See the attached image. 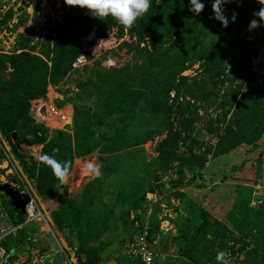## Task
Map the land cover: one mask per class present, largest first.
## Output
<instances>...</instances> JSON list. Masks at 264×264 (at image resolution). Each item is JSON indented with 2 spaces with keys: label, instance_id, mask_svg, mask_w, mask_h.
Returning <instances> with one entry per match:
<instances>
[{
  "label": "trees",
  "instance_id": "16d2710c",
  "mask_svg": "<svg viewBox=\"0 0 264 264\" xmlns=\"http://www.w3.org/2000/svg\"><path fill=\"white\" fill-rule=\"evenodd\" d=\"M241 1L239 5H223L225 13L229 14V21L232 13H237L238 26L232 27L237 28L234 34L220 40L209 31L215 20L212 18V0H201L205 8L199 15L189 10L190 0H151L149 11L130 29L111 16L99 19L86 9L67 6L62 0L61 20L54 22V27L47 31L42 42L34 43V32L27 30L16 35L13 51L6 52L0 48V133L9 143L26 177L33 181L39 197L50 199L61 189L57 208L51 211L50 216L54 226L64 231L63 238L67 244L76 245V264H99L107 259L103 248L108 242L100 238L105 223L102 228L96 227L89 209L92 196L100 190V175L111 169L128 167V160L142 151L137 147L143 146L146 140L164 134L155 147L157 153L152 161L157 167L165 169L177 158L182 168L191 171L192 177L202 176L207 156L194 151V142L198 140L192 135L193 124L198 120V109L194 103L198 88L216 96L219 87H222L218 102L222 127L216 125L211 128L212 119L207 126L208 131L217 132V153L240 152V146L245 145L246 151L255 152L258 158L264 154V150L260 149L261 139H264V74L252 72L250 66H246L237 76L245 45L255 39L251 31L240 36L238 29L249 25L253 13L261 5L257 0ZM40 5L41 2H37L32 18L37 15ZM11 16V11H7L3 22ZM25 20L26 16L20 22ZM114 27L119 36L126 31L129 37L135 38L139 51L137 55L142 58L139 70L131 72L124 66H92L88 77L79 82L76 95L70 97L73 107L72 134L37 122L30 113L31 101L44 98L49 84L57 85L63 81L74 69L73 63L79 56L92 57L84 49L85 44L92 41L82 44L90 32L93 31L97 38H103ZM260 27L264 28V24ZM232 28L216 27L213 32ZM37 49L40 54L34 53ZM230 58L235 64L227 69ZM197 62L204 72L201 78L182 74ZM67 93L64 91L63 94ZM91 94L95 95L93 101H89ZM54 104L61 107L64 101L55 98ZM12 132H17L30 145H40L39 156L55 155L60 162L70 161L71 166L74 157L88 155L97 149L102 163L99 176L83 186L80 201L70 198L68 187L53 174L50 166L41 163L39 157L35 159L26 150L16 147L11 140ZM180 145L187 149L184 156L176 154ZM54 149L59 151L54 153ZM140 163V169L150 170L151 162L144 164L143 159ZM133 169L138 176L129 182L126 194L118 193L116 199L126 195L131 208L137 210L141 203L147 201L146 192L154 191L160 184L150 182L152 174L144 176L146 172L138 174L139 169L135 166ZM152 177L153 180L158 179L157 173ZM201 185H206V182ZM18 191L0 192V202L7 210L10 221L16 225L24 221L27 200ZM153 206L149 214L152 222L150 220L148 225L152 250L159 223ZM124 213V222L129 221L132 226L133 219H129L128 211ZM113 214V211H108L103 221ZM200 215L201 222L184 236L186 243L180 250L187 264L195 263L196 253L201 249L217 244L224 250L223 246L227 243L226 227L211 223L207 210H202ZM142 220L136 228L138 233L143 228ZM35 231L36 226L23 225L16 234L5 237L3 245L9 256L2 263L11 257L15 248L11 245L23 243ZM94 241L97 243L94 244ZM237 241L242 242L241 249H244L246 242L241 238ZM260 259L263 258L260 256ZM261 264L264 262L261 261Z\"/></svg>",
  "mask_w": 264,
  "mask_h": 264
},
{
  "label": "rangeland",
  "instance_id": "374dc122",
  "mask_svg": "<svg viewBox=\"0 0 264 264\" xmlns=\"http://www.w3.org/2000/svg\"><path fill=\"white\" fill-rule=\"evenodd\" d=\"M39 1L41 5L36 11L37 15L32 18ZM48 1L0 0V48L6 52L13 51L16 35L27 30L34 32V43L42 42L47 31L54 27V22L61 20L63 12L62 0H54V7H51ZM241 2V0H233L232 3L239 5ZM7 11H11L12 16L3 22V17ZM225 15L229 18V14L225 13ZM25 16L26 20L20 22ZM244 17L247 18L246 15ZM237 20L234 23L230 21L228 28L238 26ZM216 27L223 29L224 26L219 21L214 20L209 27L210 34H216L220 40L237 31V28H232L214 33ZM238 30L240 36L250 33L249 25ZM251 32H253L255 39L245 45V54L242 56L241 67L237 71V76L244 71L246 66H250L252 72L264 74V28L259 27ZM98 39H103V41L99 42ZM83 40L85 42L92 41L91 44H85L86 47L84 48L92 57L88 59L83 55L79 56L73 63L74 69L67 74L63 81L57 85L49 84L44 98L31 101L30 113L33 118L37 122H43L51 129H62L61 123L56 122L55 117L48 116L47 113H44L46 117L43 118L42 112L38 111L39 106L41 104L52 105L54 99L59 98L64 101L63 106L66 111L70 108L73 110L72 104L69 102L71 101L70 97L76 95L79 82L88 77L92 66L98 64L106 68L124 66L131 72L140 68L138 66L141 64L142 58L137 55L139 51L136 49V40L134 37H129L126 31L119 36L117 28L114 27L103 38H97L92 31ZM34 53L40 54L38 49ZM110 60L114 63H109ZM233 63L235 64L234 60L230 58V63H228L230 66L227 65V69H230ZM202 73L204 72H202L198 62L182 72L184 75H195L198 78L203 76ZM205 88L208 90L206 84ZM219 88L218 91H220L216 96L209 91L198 88V94L194 98V103L198 109V120L193 124L192 132L194 138L198 140L194 142V151L197 154L204 153L207 156L205 166L202 169V176L192 177L191 171L186 167L182 168L177 158L172 160L165 169L157 167L158 165L152 162L157 153L155 147L164 134L156 135L153 139L146 140L142 144L143 146L137 147L139 150L141 148L142 151L140 150L134 155V158L130 157L128 167L111 169L100 175L102 181L100 190L93 193V202L89 206L96 227L102 228L101 225L105 223L100 238L108 242L103 248V254L107 259L99 264H135L133 259L127 257L125 244L127 240L138 233L136 228L141 224L142 219L152 222V218L148 214V202L141 203L137 210H134L131 208V202L126 200V195L122 198L118 196L117 199L116 196L122 192L126 194L130 187L129 182L138 176L133 169L134 166L139 169L138 174L140 171L146 172V170L138 167L141 166L140 162L143 159L144 164L151 162L149 163L151 164L150 170L144 176L148 173L152 174L150 182L160 184V187L154 186V191L145 194L148 197L155 195L157 198L153 211L159 223L155 243L152 245L156 264H187L186 258L180 250L186 243L184 236L191 233L201 222L202 210L209 212L211 223L223 224L226 227L227 243L223 246L224 250L217 244L207 247L206 250L201 249L196 253V261L193 264H221L216 258L217 253L221 251L230 254L229 257H226L230 264H261V261L264 262V154L258 158L255 152H247L245 145L240 146V152L224 155L217 153V132L208 131L207 126L212 119L211 128L216 125L219 128L222 127L219 119L220 108L218 107L222 87ZM64 91L68 93L65 95L63 94ZM189 96L188 94L187 98ZM94 97L95 95L91 94L89 101H93ZM62 130L72 134L73 127H65ZM1 136L6 140L2 134ZM261 140L260 149L264 150V139ZM40 148V145L21 146V150H26L27 154L35 159L39 157ZM186 152L187 149L180 145L176 154L177 156H184L187 154ZM11 153L17 160L12 150ZM99 155L98 150L95 149L88 155L74 157L69 175L63 181L68 187L70 198L80 201L83 186L99 176L89 168L90 165L93 168L98 167L100 173L102 163L98 158ZM144 164L142 165L144 166ZM76 169H79L80 173L74 179ZM154 173L158 175L156 180H153L152 177ZM141 176L143 174L140 175V178L143 179L144 176ZM204 181L206 185L202 186ZM0 186H2L0 187L2 193L10 190L7 183ZM60 194L61 189L52 198L43 199L37 193L40 204L46 210V218L49 223L52 221L50 213L57 208ZM110 210L114 214L108 215L103 221L106 213ZM126 211L129 213V219H133L132 226L131 222H124V212ZM50 225L51 231L47 229L35 231L23 243L11 245V247L15 246L14 251L4 264H63L64 255L60 247L66 246L70 248L71 252V247L75 249L76 245L71 246L70 244L69 246L63 238L65 236L64 231H60L54 224ZM68 237L71 238V234L68 233ZM239 238L246 242L244 249H241L242 242L237 241ZM93 243L96 244L97 241ZM260 256L263 258L262 260Z\"/></svg>",
  "mask_w": 264,
  "mask_h": 264
},
{
  "label": "built area",
  "instance_id": "2783aa9c",
  "mask_svg": "<svg viewBox=\"0 0 264 264\" xmlns=\"http://www.w3.org/2000/svg\"><path fill=\"white\" fill-rule=\"evenodd\" d=\"M44 109H42V107ZM43 118L46 116L55 117L56 122L61 123V128L71 127L73 122V110L70 108L68 111L65 110L64 106L58 107L55 104L47 105L41 104L38 108ZM0 185L7 183L10 189H19L18 193L23 197L27 198L24 204V221L18 225L13 224L9 217L7 210L0 202V264L9 256L6 247L3 245L5 237L8 235L16 234L17 230L23 225L36 226V232L49 230L51 231V225L46 218V210L40 204L39 197L36 193V189L33 185L32 180L28 179L19 166L18 161L11 153L9 143L4 140L0 134ZM2 187V186H0ZM8 191V190H7ZM1 192V190H0ZM2 193V192H1ZM147 197L148 207L150 214L152 206L156 203V196ZM148 225L149 222L144 220L142 231L134 235L131 239L127 240L126 255L128 258L133 259L135 264H154L155 253L151 248V243L148 240ZM65 247V248H64ZM62 246L61 251L64 255L63 264H76L75 249L66 246ZM66 249V250H65Z\"/></svg>",
  "mask_w": 264,
  "mask_h": 264
},
{
  "label": "clouds",
  "instance_id": "9594fccd",
  "mask_svg": "<svg viewBox=\"0 0 264 264\" xmlns=\"http://www.w3.org/2000/svg\"><path fill=\"white\" fill-rule=\"evenodd\" d=\"M65 4L69 7H79L86 9L93 14L96 18H106L111 16L117 20L126 29H130L134 26L136 21L144 16L151 7V0H64ZM233 0H212V11L214 13L213 19L219 21L225 28L229 25V18L225 15V8L223 5L232 3ZM261 5L259 10L253 13V19L249 22V31L255 30L264 23V0H258ZM205 4L201 0H190V11L196 15L203 12ZM237 13L234 11L231 16V22L236 21ZM109 63H114L110 60ZM59 149H54L53 152H58ZM41 163L50 166L53 174L61 181L69 175L71 167L70 161L60 162L55 158V155L41 154L39 156ZM89 168L99 175L98 167ZM230 254L227 252H218L217 261L221 264H230L226 257Z\"/></svg>",
  "mask_w": 264,
  "mask_h": 264
},
{
  "label": "water",
  "instance_id": "95a60500",
  "mask_svg": "<svg viewBox=\"0 0 264 264\" xmlns=\"http://www.w3.org/2000/svg\"><path fill=\"white\" fill-rule=\"evenodd\" d=\"M48 4L51 6V7H54L55 6V1L54 0H49L48 1ZM82 44L84 45L85 44V41L83 40L82 41ZM45 106L42 107V109H44ZM11 140L12 142L16 145L17 148H19L21 150V146L22 145H30V142L27 141V140H23L19 137V135L17 134V132H12L11 133ZM79 169H76L75 172H74V179H76L78 176H79Z\"/></svg>",
  "mask_w": 264,
  "mask_h": 264
},
{
  "label": "bare ground",
  "instance_id": "6f19581e",
  "mask_svg": "<svg viewBox=\"0 0 264 264\" xmlns=\"http://www.w3.org/2000/svg\"><path fill=\"white\" fill-rule=\"evenodd\" d=\"M105 40V39H104ZM99 42L103 41V39H98Z\"/></svg>",
  "mask_w": 264,
  "mask_h": 264
},
{
  "label": "crops",
  "instance_id": "0c3cea01",
  "mask_svg": "<svg viewBox=\"0 0 264 264\" xmlns=\"http://www.w3.org/2000/svg\"><path fill=\"white\" fill-rule=\"evenodd\" d=\"M43 200V199H42ZM154 243H155V240H154Z\"/></svg>",
  "mask_w": 264,
  "mask_h": 264
}]
</instances>
